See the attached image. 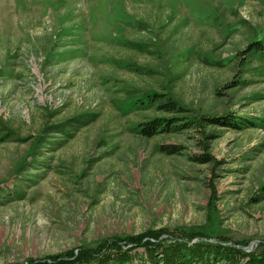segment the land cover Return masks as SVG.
<instances>
[{
    "label": "rangeland",
    "instance_id": "rangeland-1",
    "mask_svg": "<svg viewBox=\"0 0 264 264\" xmlns=\"http://www.w3.org/2000/svg\"><path fill=\"white\" fill-rule=\"evenodd\" d=\"M162 228L264 248V0H0V264Z\"/></svg>",
    "mask_w": 264,
    "mask_h": 264
},
{
    "label": "trees",
    "instance_id": "trees-1",
    "mask_svg": "<svg viewBox=\"0 0 264 264\" xmlns=\"http://www.w3.org/2000/svg\"><path fill=\"white\" fill-rule=\"evenodd\" d=\"M259 48L262 49V47ZM65 55L68 58L74 56L71 53H65ZM148 94L151 96V98L149 97L151 104H155L158 100L156 104L158 111L177 113L183 110L169 96L165 99L162 94H157L158 97L155 93ZM203 118L210 122L219 120L218 117L207 118L203 116ZM181 120H183L181 117H154L148 123H141L140 129L143 135L153 137L161 133H181L191 128L196 122ZM230 120L223 122L235 129L241 128L242 124H247L235 118ZM160 149L169 155L179 153V147L175 145H162ZM192 159L198 163H207L211 160L207 154L194 155ZM261 243L264 247V241ZM125 244L130 245V247L128 249L123 248ZM134 246L137 247L131 250ZM104 247L108 251L100 253L97 248L86 246L80 252L71 255V259L65 260L60 255L52 257L49 262L31 260L29 264H78L92 260L99 261L98 264H264V248L262 247L261 250L255 248L248 251L243 244L227 241L226 239L211 240V236L203 233L182 232L177 234L163 228L140 236H131L130 240L121 239L120 237L113 238ZM139 248H142L143 251L139 252ZM110 250L115 252L110 254Z\"/></svg>",
    "mask_w": 264,
    "mask_h": 264
}]
</instances>
